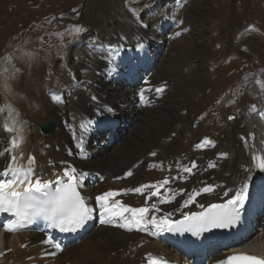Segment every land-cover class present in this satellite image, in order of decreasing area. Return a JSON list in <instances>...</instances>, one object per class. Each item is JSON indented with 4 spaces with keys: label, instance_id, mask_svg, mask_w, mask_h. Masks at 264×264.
<instances>
[{
    "label": "bare ground",
    "instance_id": "bare-ground-1",
    "mask_svg": "<svg viewBox=\"0 0 264 264\" xmlns=\"http://www.w3.org/2000/svg\"><path fill=\"white\" fill-rule=\"evenodd\" d=\"M85 1L86 3L82 5L81 19H88L89 23L93 24L90 25L94 26L95 31L98 34L99 32L103 34L101 37L107 38L104 42H113V36L116 35L118 37V33L120 35H138L140 38H150L153 35L151 28L144 31L137 26L133 18L126 12L124 4L122 5V0ZM1 3L2 0H0V5ZM156 5H158L157 0L154 1V6ZM109 6L114 9L110 10ZM258 6V9L264 15V6L260 3H258ZM188 10L189 7L184 8V10L182 9L181 15L179 13V18L184 23L183 27L190 25L192 28L188 34L173 40L166 39L165 37L160 38L158 33L153 35L156 37V41H158L155 43L154 49L159 48L161 51L156 52L150 48V55L153 59L156 60L157 55L160 57L152 75V83L154 85L158 83L170 85L169 91H166L165 97L159 101L155 108L140 111L136 107L134 100L136 91L128 84L123 85L113 75V72L116 70L114 66L113 70L111 66H103L106 69L105 72L110 74V77L106 74L103 78L97 79L92 68L101 67L102 63L98 61L96 55H88L85 49H80L79 51L70 50L73 51V56H78L79 58L75 69L79 65L76 75L80 84L77 85V89L75 86L76 90L73 93L77 98L76 101L67 99L65 103L63 96L61 94L57 95V100L64 105H59L56 100H52L45 94L46 91L50 90L51 82L46 81L47 78L42 68L43 65H39V61L33 63L31 67L29 59L28 65H26L27 68L21 73L19 69L13 70L8 68L6 71L0 70V108L5 109V111L0 112V128L5 124H9V118L12 123L8 126L13 128L12 132L0 131V151L5 149L6 146L11 147L7 142L17 135L15 130L19 128L22 129L23 142L11 152V155L17 157L14 166L26 167L27 157L31 154L35 157L36 169L40 170L42 168L43 170L44 168L46 174H49L51 168L47 162L53 161L57 162L55 167H58V169L56 170L61 171L64 168V164L61 161L65 160L64 153L69 149V141L61 126V118L66 122L69 118H77L81 114H90L92 107L89 98L86 97L84 92H81L80 87L83 85L88 86L92 80L96 83V86L92 88L94 95L112 106L122 116L125 124H129L126 129L120 128L116 131L113 137L114 144L112 145L106 146L104 137L101 139V136L96 140V144H94V141L89 143L85 151V157L79 163V167L82 170L93 173L88 178L91 180L90 184L88 183L89 180L82 181V189L94 211H97L99 208L96 197L104 193L126 191L135 189L141 185L158 186V182H162L165 177H176V179H171V182L165 189L159 191V201L157 202L148 200V197L151 196L150 191L153 188H145L143 194L132 191L130 195L120 198V205L131 208L147 207L150 210L146 215L147 219L150 220L154 214L157 218H167L172 226H174L181 219L194 212L197 203L204 205V207H210L216 203L217 196L214 191L204 195L205 202H179L180 198L171 200V191L173 190H177L178 193L184 196V190L188 189L190 183L187 179L192 177L194 172L199 171L202 173L200 179L208 180L206 186L214 187L216 183H224L227 184V187H230L241 182L240 188L243 189L244 182L248 181L252 172L249 160L250 148L257 146L260 142L259 138L262 135L255 121L252 118L246 117L244 108L246 107L245 104L249 103L250 100H253L255 102L254 105H257L258 100H255V98L261 92L255 95L251 91L248 92L249 97L246 103L240 98L245 96V93H243L245 83L247 84L246 88L248 86L253 87L252 82L260 81V83H264V72L255 73V77L243 78L244 85L239 95H236V102L233 101L235 104H232L227 109L222 107V110H226L223 113L229 115L227 112L231 108L235 109L236 104L243 102L242 105H244V107H241L239 113H232L233 120L228 121L227 117H225L224 121H220L221 127H223L220 129L222 130L220 133L208 135L213 138L216 148L211 152L204 153H200L201 150L199 149L192 151L191 145L197 143L202 138V135H206L203 133L200 124L195 129L193 128V130L192 124L200 113H197L198 107L196 104L202 97L201 92L204 91L203 87H198L197 85L208 82V78L204 75L205 70L208 69V63L204 59L201 61L196 60L189 53L188 37L192 33L200 36L201 31L196 30L199 26L195 25V20L192 21L189 14H185L186 11L188 13ZM175 11L176 9L172 7V12ZM207 12L208 9L203 6L200 12L196 14L204 18ZM56 24L58 25V23ZM105 24L110 26L108 27L111 32L110 35H104L106 33L105 28L107 27ZM230 26L233 32L236 33V37H233L230 45L234 44L235 48L233 49L240 53L247 52L250 56L248 61L252 62L253 58L258 61V64L257 55L253 54L248 46L239 50V46L236 44L242 43L245 40L246 26L244 27V24L240 26L236 19L230 23ZM112 27L115 31L112 30ZM90 29L87 31L90 32ZM91 30L94 31L93 29ZM62 35L58 34V36ZM201 47L205 52H209L207 45L203 42L201 43ZM70 57L72 58V56ZM221 60L223 61L224 59L222 58ZM256 65L252 62V67H256ZM27 69L29 73H27ZM201 76L205 78V81H199ZM185 80H188V82L184 86L181 83ZM179 86L181 89L173 93L175 88ZM247 90H250V87ZM179 112L182 114L178 118L175 114ZM231 116L229 115V117ZM170 120L171 122L169 123ZM47 122H50L52 128L48 134L40 131L41 126H44ZM241 137H244V139L242 140ZM184 141H186L185 144L183 143ZM177 151L184 153L183 160L185 162L183 165L188 164L187 167H191L193 161L197 165L191 174L182 170L180 173V177L183 178L182 180L177 178V176H172L173 157L176 156ZM21 153L23 154L22 156ZM151 153H156V155L153 156ZM216 153H226L228 154V159L223 160L217 170L204 173L201 162L205 159L211 162L212 157ZM6 163L7 158L0 156L1 170ZM129 171H131L132 175L127 176L126 173ZM97 174H99V177H97L98 182L95 183L94 176H97ZM125 177L126 179H124ZM113 188H117V190L113 191ZM259 196L264 199V189L260 191ZM120 200L119 198L113 199V201ZM153 204L156 205L159 211L152 209ZM119 208L121 209L120 211L123 210L120 206ZM258 208H261L262 211L260 213L262 215L264 213V203L259 204ZM101 213V211L97 212L94 219L97 222L94 223V227L87 237L78 245L64 251H57L51 245L43 243L44 237L35 234L5 236L4 238L0 236V254L10 250L2 260L5 264L9 263L10 260L13 261L10 262L13 264L17 262L22 263L26 258L33 257L34 255L52 253L50 257H43L31 260L30 262H35L36 264H221L223 259L232 251L229 249L227 251L216 252V248L212 247L205 255H198L199 252L200 254L203 252L205 240L202 234H200L203 240V242L201 241L202 244L197 235L190 234L184 238H178L176 240L178 247L171 251L166 248L169 244L154 240L160 231L153 228L151 224L147 226L145 231H137L135 227H133L132 231H127L111 222L102 224L100 222L101 219L109 221L108 217L119 216ZM125 216L131 218V213H125ZM253 221L257 224V227L251 229L245 228V233H243L244 240H241L239 244H234L232 249L244 247L247 252H261L264 254V235L260 228L263 225V221L259 217H256L255 220L252 218L251 223ZM27 241L31 245H38L41 242L43 244L42 246L31 248L28 252L21 250V245ZM26 263L25 261L24 264Z\"/></svg>",
    "mask_w": 264,
    "mask_h": 264
},
{
    "label": "rangeland",
    "instance_id": "rangeland-1",
    "mask_svg": "<svg viewBox=\"0 0 264 264\" xmlns=\"http://www.w3.org/2000/svg\"><path fill=\"white\" fill-rule=\"evenodd\" d=\"M85 3V0H2L0 5V70L6 71L8 68L13 70L19 69L21 73L27 68L26 65H28L30 59L31 67L37 61L42 63L38 64L43 65L42 68L45 71V77L47 80L50 78L52 86L61 80H69L66 74H71L72 70L76 73L79 66L75 69L79 59L77 62H75L77 57L74 58L75 61L72 60L73 51L69 53V50L72 49L69 44L79 37H85L90 40H94L95 38L97 40V37L103 35L99 31V34L95 31L94 26H91L93 24L89 23L88 19H81L82 5ZM124 3L126 6L136 8L138 12H141L142 16L145 14L144 9L147 7L154 8L155 10L158 8L154 6V0H122V5ZM258 3L264 6V0H191L184 6V8L189 7L188 13L186 11L185 14H189L192 21L195 20V25L199 26L196 30L201 31L200 36L192 33L188 37L189 53L196 60L201 61L204 59L208 63V69L204 73L208 78V82L197 85L198 87H203L204 91L201 92L202 97L196 104L198 107L197 113H200L194 120L196 122L195 126H192L193 130V128L195 129L200 124L203 133L206 134L202 136L220 133L222 131L220 129L223 128L221 127L222 124L220 121H224L225 117L229 121V115L239 113L241 107H244L242 105L243 102L236 104L235 109L231 108L227 112L229 115H225L223 112L226 110H222V107L227 109L232 104H235L236 95H239L244 85L243 78L252 77L247 76L251 72L253 74L264 72V15L258 9ZM203 6L208 9V12L206 17L201 18V15L196 13L200 12ZM112 9L114 8H110V10ZM234 19L237 20L240 26L243 24L244 27L246 26L245 40L242 43L236 44L239 46V50L248 46L251 52L257 55L259 60L258 64V61L252 58V62L255 65L257 64L256 67H252V62L248 61L250 56L247 52L240 53L233 49L235 48L234 44L232 46L230 45V41H233V37H236V33L233 32L230 26V23ZM142 21L147 22L146 18H143ZM105 26L107 25L105 24ZM108 27L110 26H107V29L105 28L106 33L104 35H110L111 32ZM76 28L81 29V31L76 32ZM89 28L94 31L90 29V32H84ZM112 30L115 31L113 27ZM58 34L63 35L58 36ZM24 35L25 40L22 41ZM117 35L118 38L114 35L113 39L116 43H119L120 33ZM106 40H103V42ZM202 42L207 45L209 52H205L201 47ZM63 54L66 56L65 62L68 59L66 62L68 64H64L60 60V56ZM222 58L224 59L223 61L221 60ZM26 71L29 73L28 69ZM199 81H205V78L201 76ZM187 82L188 80H185L181 84L185 86ZM246 85L245 83V90L243 91L245 96L240 98L245 103L249 97L248 92L251 91L253 95L256 93L259 94L258 92H260V90H255L256 88L251 86H248L250 90H247L248 87L246 88ZM178 89H181V87L175 88L173 93ZM252 104H254V101L250 100L249 103L245 104L246 107L244 109ZM181 114L179 112L175 116L179 118ZM183 143L185 144L186 141ZM183 155L184 153L177 151V157L181 158Z\"/></svg>",
    "mask_w": 264,
    "mask_h": 264
},
{
    "label": "snow or ice",
    "instance_id": "snow-or-ice-1",
    "mask_svg": "<svg viewBox=\"0 0 264 264\" xmlns=\"http://www.w3.org/2000/svg\"><path fill=\"white\" fill-rule=\"evenodd\" d=\"M75 31L79 32L81 29L76 28ZM257 83H260V81H257ZM156 91L160 92L162 89L158 88ZM140 100L141 103L145 100L143 92L140 93ZM108 110L111 111V109ZM251 110L253 112L256 111L255 106ZM2 111H5V109L0 108V112ZM260 118L264 120V111L260 112ZM229 119L231 120L233 117H229ZM84 127L82 124L81 128L83 129ZM0 131L12 132L13 128L5 124L0 128ZM15 131L17 135L7 142L11 147L6 146L3 151H0V156L7 158V163L4 165L3 171H0V213H10L15 217L10 224L4 225L5 229L7 231L23 229L26 225L32 224L37 218L41 217L48 222L49 227L57 228L61 232L76 231L81 228L90 217L89 208L86 206L85 199L78 190L80 183L77 169L71 167L66 168L63 172L66 181L57 178L52 183L51 181H43L39 176L35 175L36 161L35 157L31 154L27 157L26 167L14 166L17 157L11 155L12 149L18 147L23 142L22 129L18 128ZM241 139L243 140L244 137H241ZM202 143L211 142L205 140ZM200 146L199 144L196 145L197 148ZM151 155L155 156L156 153H151ZM252 159L255 161L259 158L253 156ZM258 166L264 169V159L259 160ZM196 167L197 165L193 161L191 167H184L183 171L191 174L192 170ZM208 167H215V165L210 162ZM86 175L87 173L79 174L81 179ZM126 175H132L131 171L126 173ZM4 177H7V179H4ZM171 179H176V177H165L162 182H158V186L141 185L135 189L126 190L125 194L127 191L143 194L145 188H155L156 190L152 191L151 195L158 196L159 188L168 185ZM200 191L212 192L213 187L205 186ZM116 195H118L116 192L104 193L96 197V202L102 214L107 213L110 216H119L122 218L124 222L117 225L118 227L124 228L127 231H132L133 227L137 231H145L147 226L151 224L153 228L159 231L173 230L172 224L165 217L157 218L153 214L150 220L147 219L146 215L150 211L147 207L131 208L120 205L118 201L115 205H110L108 202L109 198ZM172 195L174 196V193ZM193 195H199V192H195ZM192 198L193 196H190L187 202H190ZM244 199L245 194L242 189L238 195L228 200L226 204H213L211 209L206 213L192 217L186 216L185 221L191 222L186 226L183 222H178L181 226L176 230L190 231L193 235H198L199 231L206 229L208 226L223 228L234 225L239 220V206H242ZM117 205L123 210L116 211ZM152 209L159 211L155 204L152 205ZM125 213H131V218L125 216ZM100 222L104 224L110 221L101 219ZM149 234L154 235L155 233ZM43 243L51 245L57 251L61 250V244L55 242L51 237L43 241ZM232 261H236L238 264H264V258L252 255L229 257L228 262H224V264H229Z\"/></svg>",
    "mask_w": 264,
    "mask_h": 264
},
{
    "label": "water",
    "instance_id": "water-1",
    "mask_svg": "<svg viewBox=\"0 0 264 264\" xmlns=\"http://www.w3.org/2000/svg\"><path fill=\"white\" fill-rule=\"evenodd\" d=\"M41 129L45 133H50L52 128H51V125L50 124H47V125L41 127Z\"/></svg>",
    "mask_w": 264,
    "mask_h": 264
}]
</instances>
